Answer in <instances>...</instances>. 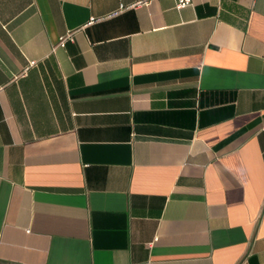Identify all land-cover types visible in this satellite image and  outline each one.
I'll list each match as a JSON object with an SVG mask.
<instances>
[{"label":"crops","instance_id":"obj_1","mask_svg":"<svg viewBox=\"0 0 264 264\" xmlns=\"http://www.w3.org/2000/svg\"><path fill=\"white\" fill-rule=\"evenodd\" d=\"M0 264H264V0H0Z\"/></svg>","mask_w":264,"mask_h":264},{"label":"built area","instance_id":"obj_2","mask_svg":"<svg viewBox=\"0 0 264 264\" xmlns=\"http://www.w3.org/2000/svg\"><path fill=\"white\" fill-rule=\"evenodd\" d=\"M192 3V0H175V8L181 9L185 6H188ZM72 36L71 32H67L65 35H62L58 38L57 46L63 47L65 42L70 39ZM33 64V62H30Z\"/></svg>","mask_w":264,"mask_h":264}]
</instances>
